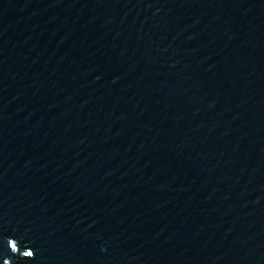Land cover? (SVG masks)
<instances>
[{"label":"water","instance_id":"water-1","mask_svg":"<svg viewBox=\"0 0 264 264\" xmlns=\"http://www.w3.org/2000/svg\"><path fill=\"white\" fill-rule=\"evenodd\" d=\"M0 264H264V0H0Z\"/></svg>","mask_w":264,"mask_h":264}]
</instances>
